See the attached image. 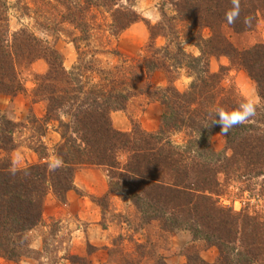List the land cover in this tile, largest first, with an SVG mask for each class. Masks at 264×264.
<instances>
[{"label": "trees", "instance_id": "1", "mask_svg": "<svg viewBox=\"0 0 264 264\" xmlns=\"http://www.w3.org/2000/svg\"><path fill=\"white\" fill-rule=\"evenodd\" d=\"M65 1L63 10H57L53 17L43 22L34 18L35 24L28 25L24 19L34 17L31 13L36 10L16 0L19 26L10 29L13 5L0 0V91L11 95L24 91L18 74L43 59L47 71L34 74L37 84L32 91L35 98L46 102V109L42 125L34 129L42 135L46 123L56 120L61 136L55 151L58 164L52 167L39 162L14 168L0 155V257L16 261L23 255L29 242L25 231L39 221L48 188L61 202L70 189L82 194L74 184V173L94 166L103 170L107 192L127 194L139 210L159 221L161 229L185 227L193 240L217 250L214 261L208 262L197 248L189 249L181 264H264V221L218 201L230 181L238 183L239 192H243L249 189L250 181L264 175V43L237 48L225 35V31L238 34L253 30L258 17H264V0H239V13L231 23L227 15L235 11L233 0H173L186 42L195 46L198 55L184 53L179 42L174 41L177 50L173 54L167 51L169 42L158 48H149V42L140 68L131 66L120 77L119 68L112 65L94 81L82 73L79 62L69 71L64 69L60 53L47 37L56 39L64 31L63 23L73 24L83 33L81 39L71 37L76 48L81 45L96 54L104 50L92 36L97 24L85 28L76 24L84 11L104 7L109 19L106 29L98 28V35L106 30L113 37L135 22L138 14L132 0ZM146 25L152 37L154 30L150 31L147 21ZM37 29L44 30L42 36ZM204 30L206 36L202 35ZM93 41L96 44L91 47ZM220 55L253 80L260 104H255L256 115L233 127L224 135L222 149L214 151L210 137L222 128L213 122L216 109L233 111L245 102L231 86L218 89L222 73L211 72L208 62L209 57ZM182 68L191 80L179 91L174 81ZM156 70L165 75L164 87L153 86L142 75ZM137 95L161 105L160 124L154 132L142 130L135 122L129 132L111 124L110 111H124L128 100ZM63 114L68 116L66 121ZM30 118L29 122L38 120L32 114ZM17 124L10 119L2 121L0 152L15 148L12 132ZM176 132L184 133L182 143L172 141L171 134ZM43 146L32 147L40 158L44 157ZM107 192L90 198L103 205ZM68 260L69 264L89 262L74 254ZM156 264L168 263L157 258Z\"/></svg>", "mask_w": 264, "mask_h": 264}, {"label": "rangeland", "instance_id": "2", "mask_svg": "<svg viewBox=\"0 0 264 264\" xmlns=\"http://www.w3.org/2000/svg\"><path fill=\"white\" fill-rule=\"evenodd\" d=\"M7 1L13 5L9 11V28L16 29L19 26L16 16L20 9H16V0ZM20 1L22 4H26L30 10H36L35 13H31L34 17H26L25 19L23 17L28 25L35 24L34 18L43 22L46 17H53L57 10H63V0ZM132 1V7L139 18L119 32L116 37L108 34L106 30L98 35L100 34L98 30L101 27L106 29L109 19L108 13L103 10L104 7L100 10L92 8L84 11V14L77 20L76 24L84 26V28L89 24L92 26L97 24L96 28L92 30V36L97 38L99 48L104 47L103 52L95 54L88 48L83 50L81 45L80 48H76L71 37L80 38L83 33L80 28L73 24H67V22L63 23L64 31L56 39L49 35L47 38L53 41V46L60 53V60L64 69L69 71L79 62L82 73L94 81L106 68L116 65L119 68V76L122 77L127 72V68L129 69L134 65L136 67L138 65L139 68L142 66L140 58L144 59L148 53L146 47L149 42L152 43L149 48H158L169 42L167 51H170L171 54L177 50L175 42H179L184 53L198 55L195 46L186 42L185 28L179 20L175 5L172 3L173 0ZM146 21L151 26L150 31L154 30L152 37ZM43 33L44 30L37 29V34ZM202 35L206 36L207 31H202ZM225 35L237 48H247L256 42L264 43V17H258L256 25L251 31L238 34L225 31ZM95 44L93 41L89 45L93 47ZM208 67L211 72L222 73V80L218 89L223 86H231L242 100H251L256 105L260 104L253 80L244 70L232 66L225 55L209 57ZM46 71V62L43 59H37L22 73L18 74L23 82L24 91L14 95L0 91V126L5 119L18 123L12 132L15 148L8 152H0L3 158H8L11 161L14 168L24 167L28 163L44 162L48 167L58 164L55 151L56 146L61 141V136L57 128V121L47 122L42 135L34 129V126L42 125L41 119L46 109V102L39 97L35 98L33 95L32 90L37 84L34 74H42ZM142 75L145 76L146 82H150L153 86L164 87L166 85L165 75L161 71L156 70L149 75L142 72ZM81 79L86 80L84 76ZM143 79L142 82H144ZM129 80L131 81V79ZM190 80L191 76H188L182 68L174 81V85L179 91H183L187 88ZM215 89L218 91L217 88ZM113 112L121 113V116L127 119L129 122L127 129H118L117 125L120 122L114 120ZM161 112L162 108L159 101L149 100L144 95H137L128 100L124 111L112 110L109 117L112 126L120 131L129 132L132 128L131 123L135 122L142 130L154 132L159 127ZM31 114L38 120L29 122ZM61 118L66 121L68 116L63 114ZM171 139L175 143H182L184 133H173ZM40 143L45 146H43L44 157L42 158L32 150V147L39 146ZM210 146L214 151L222 149L224 146L222 131H216L211 135ZM93 167L86 166L83 168ZM218 177H220V181L223 180V174L218 175ZM263 180L264 175L255 178L249 182V189L243 192H239L238 183L230 181L225 194L218 197V201L223 205L231 206L234 210H245L250 215H258L261 221H264ZM70 191L81 197L84 196L90 205L89 209H95L97 212V224L92 226L91 232L93 237L97 236L96 239L99 241L95 242L101 244L97 246L98 249H102L101 253L95 255L100 261L104 259L100 264H156L157 258L163 259L168 264H181L186 261L185 254L187 251L196 248L199 250L200 256L208 262H213L216 257L217 250L214 246L207 247L203 245V241L193 240L191 233L185 227L161 229L159 221L148 217L149 212L147 214L139 210L125 193L108 191L106 200L101 205L91 199V196L94 195L92 193L83 190L81 191L82 194L72 189ZM66 203V195L65 201H58L48 188L41 201L39 221L25 231V236L29 242L23 255L16 261L0 257V264H69L68 257L71 254L86 257L89 261L88 264H95L91 259V253L94 251L92 245L94 244L87 240L82 245L86 246L84 254L71 252L69 236L74 224H71L67 219L61 220L58 216L59 212L54 215L50 214V212L59 211L58 206H65ZM89 217H91L90 214ZM80 224L81 222L76 223L78 227L82 226Z\"/></svg>", "mask_w": 264, "mask_h": 264}, {"label": "crops", "instance_id": "3", "mask_svg": "<svg viewBox=\"0 0 264 264\" xmlns=\"http://www.w3.org/2000/svg\"><path fill=\"white\" fill-rule=\"evenodd\" d=\"M114 120H119L118 129H127L129 122L121 113L113 112ZM74 184L77 188L83 190L84 192L92 193L94 195H102L107 192V179L102 169L100 168H80L74 173ZM67 203L65 206H58L59 211L50 212L51 215L57 214L61 220L67 219L71 224H74V228L70 232V251L77 252L79 254H84L86 252V246H82L84 243L91 242L94 251L91 253V259L93 263L100 264L104 261L97 259V254L101 253L102 249H98L100 246L95 241L96 237L91 232L92 226L97 224V212L95 209H89L90 205L88 200L84 196H79L70 190L66 194ZM90 210V211H87ZM93 211V213H91ZM64 213V214H61ZM89 214L91 217H89ZM81 222L82 226L78 227L76 223ZM80 224V225H81ZM99 242V241H97ZM81 243V245H80ZM182 262V260H180Z\"/></svg>", "mask_w": 264, "mask_h": 264}, {"label": "clouds", "instance_id": "4", "mask_svg": "<svg viewBox=\"0 0 264 264\" xmlns=\"http://www.w3.org/2000/svg\"><path fill=\"white\" fill-rule=\"evenodd\" d=\"M235 11L227 15L228 22L231 23L239 13V0H233ZM256 105L251 100H247L239 106L237 110L226 111L224 109H216V119L213 122L221 124V131L224 135H228L230 130L240 124L245 123L256 115Z\"/></svg>", "mask_w": 264, "mask_h": 264}, {"label": "built area", "instance_id": "5", "mask_svg": "<svg viewBox=\"0 0 264 264\" xmlns=\"http://www.w3.org/2000/svg\"><path fill=\"white\" fill-rule=\"evenodd\" d=\"M240 206V205H239Z\"/></svg>", "mask_w": 264, "mask_h": 264}]
</instances>
